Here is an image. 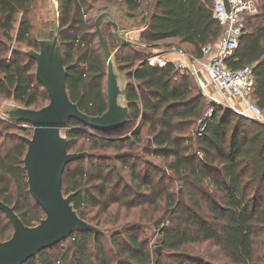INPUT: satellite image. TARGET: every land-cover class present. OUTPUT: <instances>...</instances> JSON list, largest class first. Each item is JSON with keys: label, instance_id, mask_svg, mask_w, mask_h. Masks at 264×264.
Segmentation results:
<instances>
[{"label": "trees", "instance_id": "obj_1", "mask_svg": "<svg viewBox=\"0 0 264 264\" xmlns=\"http://www.w3.org/2000/svg\"><path fill=\"white\" fill-rule=\"evenodd\" d=\"M144 1L58 0L67 89L82 112L100 116L108 109L95 15L111 5L135 18L144 14ZM36 6L37 0H0L5 40L0 43V96L41 109L49 98L36 78L35 60L22 51H39V41L50 38L56 24L39 20L36 27ZM211 7L212 0H155L152 13L148 7L142 19L137 44L119 39L108 26L117 67L128 80V122L98 131L71 120L64 132L69 152L89 155L67 166L63 191L76 193L74 209L102 231L74 233L25 264H215L190 248L201 243L217 248L223 264H264V125L210 103L193 73L177 70L171 61L163 67L151 64L139 49L178 43L201 57L202 48L222 33ZM12 43L19 47L10 48ZM228 63L254 66L253 96L264 109V0L259 13L247 19V32ZM209 108L213 113L206 117ZM32 133L25 123L0 118V200L15 207L27 226L45 217L29 193L24 167L27 145L21 136ZM142 154L161 159L162 165ZM114 206L116 221L111 222ZM122 208L127 213L139 209L140 220L152 211L149 221L159 231L164 255L155 257L136 224L107 234L105 227L117 224ZM12 233L0 211V240ZM58 245L64 247L55 254Z\"/></svg>", "mask_w": 264, "mask_h": 264}, {"label": "water", "instance_id": "obj_2", "mask_svg": "<svg viewBox=\"0 0 264 264\" xmlns=\"http://www.w3.org/2000/svg\"><path fill=\"white\" fill-rule=\"evenodd\" d=\"M124 15H118L111 5H104L95 15L98 40L106 62L108 109L100 116H90L80 110L68 93L67 68L61 50L59 12L56 29L48 39L40 40V49L25 48L23 53L35 60L36 78L47 92L49 103L41 109H32L17 103L1 110L5 119L25 123L33 128L32 136L22 135L27 145L24 167L29 193L41 207L45 217L36 225L27 226L15 207L0 200V211L13 227L8 240H0V264H25L43 250L51 248L77 232L99 233L102 230L85 221L74 209L76 193L65 195L63 179L69 164L85 158L88 152H69L64 134L71 120H77L98 131H114L124 127L130 117L127 103L128 80L117 67L107 33L113 25L117 37L134 43L122 25ZM227 109L232 110L230 107ZM161 254V247H157Z\"/></svg>", "mask_w": 264, "mask_h": 264}, {"label": "built area", "instance_id": "obj_3", "mask_svg": "<svg viewBox=\"0 0 264 264\" xmlns=\"http://www.w3.org/2000/svg\"><path fill=\"white\" fill-rule=\"evenodd\" d=\"M261 4L262 0H212L211 11L221 25L222 33L216 42L202 48L201 57L174 46L168 53L178 56L177 59L170 60L166 54H161L149 57L148 61L160 67L171 61L177 70L193 73L210 103L230 107L264 125V109L253 96L254 66L233 68L228 63L240 47L242 35L247 32V19L259 13ZM234 102L239 104V111ZM212 113L213 109L209 108L206 117Z\"/></svg>", "mask_w": 264, "mask_h": 264}, {"label": "rangeland", "instance_id": "obj_4", "mask_svg": "<svg viewBox=\"0 0 264 264\" xmlns=\"http://www.w3.org/2000/svg\"><path fill=\"white\" fill-rule=\"evenodd\" d=\"M155 4V0H145L143 3V7L142 10L146 11V9L149 7L150 9V13H152L153 11V6ZM58 7H59V3L58 0H37V6H36V27H37V22L39 20H44V21H48L51 22L55 25V23L57 22V18H58ZM93 11L90 12V14L92 15ZM37 29V28H36ZM249 29H251L249 27ZM13 34L15 35V32H13ZM4 38L2 37V35L0 34V43H5L4 42ZM134 43H138V41L133 40ZM96 43L99 45L98 40L96 39ZM111 49L113 50V53H115V43L111 42ZM19 47V45L12 43L10 44V48L12 47ZM174 46H180L178 43H160L157 44L154 47H149L147 48L146 46H142L141 50H143V54L145 57H151L153 55H161V54H165L168 53ZM166 57V56H165ZM168 59V56H167ZM207 98V97H206ZM208 100V98H207ZM15 103L13 100H7L4 99L0 96V112L2 109H6L9 104ZM235 104V108L237 111H239V104L234 102ZM241 116L246 117L245 115H242L239 112H236ZM0 118L5 119L2 114L0 113ZM249 118V117H248ZM6 120V119H5ZM15 132V130H11V133ZM65 132V131H64ZM27 136H31V135H27ZM109 155H111L113 153V151H109L107 152ZM143 158L146 160H150L151 162L155 163L156 165H162L161 164V159L159 158H155L153 156H148L145 154H142ZM125 175V173H124ZM175 186H177V183L174 184ZM111 212H112V216L110 217L111 222H115L116 221V215L115 213L117 212V206H114L111 208ZM148 218L144 219V220H140V216H141V211L139 209L137 210H132L129 213L126 212L125 209H121L120 210V219L118 220L117 224L113 225L109 224V226L105 227L107 230V234H112L115 230L120 229L123 226H131L133 224H136L140 230H141V237L144 238L145 240H147L150 244V247L153 251V254H155V257L157 256V247H161L160 243H159V231L156 228V226L154 225V223L149 221V216L151 217V215L153 214L152 211H149ZM105 217V216H104ZM67 244H65L64 246H66ZM62 245H58L56 250H53V253L57 254V252H61L63 249ZM190 248L194 251V253L196 255H199L204 262H211V263H215V264H223L224 260L223 257L221 256L220 252L217 250V248H215L214 246L210 245L209 243H201V244H196V245H192L190 246ZM161 252L162 255H164V251L161 248Z\"/></svg>", "mask_w": 264, "mask_h": 264}, {"label": "crops", "instance_id": "obj_5", "mask_svg": "<svg viewBox=\"0 0 264 264\" xmlns=\"http://www.w3.org/2000/svg\"><path fill=\"white\" fill-rule=\"evenodd\" d=\"M115 11H116V9H115ZM117 14L122 15V13H120V12H118ZM147 14H148V9H146L144 14L139 15L138 17H135V18L125 17L124 19L121 20L122 25L127 28L126 35L130 36V39L135 40V41L138 40L139 35H140L141 31L143 30L142 19ZM167 43H170V42H166V44ZM165 54L168 56V58L170 60H175L178 58V56L170 54V53H165Z\"/></svg>", "mask_w": 264, "mask_h": 264}]
</instances>
